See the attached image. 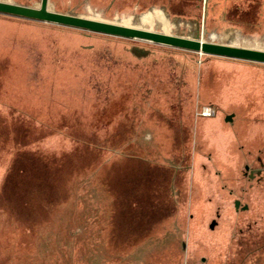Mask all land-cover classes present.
<instances>
[{"label": "rangeland", "instance_id": "rangeland-1", "mask_svg": "<svg viewBox=\"0 0 264 264\" xmlns=\"http://www.w3.org/2000/svg\"><path fill=\"white\" fill-rule=\"evenodd\" d=\"M186 1L49 8L264 50V0ZM0 264H264V64L0 15Z\"/></svg>", "mask_w": 264, "mask_h": 264}, {"label": "water", "instance_id": "water-1", "mask_svg": "<svg viewBox=\"0 0 264 264\" xmlns=\"http://www.w3.org/2000/svg\"><path fill=\"white\" fill-rule=\"evenodd\" d=\"M49 4L50 0H41L38 7L0 1V15L62 26L91 34L94 33L128 40L143 41L154 45L172 47L211 57L264 64V50L208 42L204 41L200 35L193 38H186L164 32H156L118 23L61 13L51 10ZM129 52L137 59H145L152 54L150 48L140 45H132ZM231 120L232 116H228L227 121ZM246 169L249 170V167H246ZM262 172V170L252 171V178L255 177V175H261ZM240 204L241 202L239 200L235 201L237 210ZM248 208V206H244L242 210H247ZM213 227L214 224L211 228Z\"/></svg>", "mask_w": 264, "mask_h": 264}, {"label": "built area", "instance_id": "built-area-1", "mask_svg": "<svg viewBox=\"0 0 264 264\" xmlns=\"http://www.w3.org/2000/svg\"><path fill=\"white\" fill-rule=\"evenodd\" d=\"M215 114L214 109L210 108V107H203L200 110V115L203 117H212Z\"/></svg>", "mask_w": 264, "mask_h": 264}, {"label": "crops", "instance_id": "crops-1", "mask_svg": "<svg viewBox=\"0 0 264 264\" xmlns=\"http://www.w3.org/2000/svg\"><path fill=\"white\" fill-rule=\"evenodd\" d=\"M186 1V0H185ZM219 4L222 6L223 2L222 0H219ZM185 5H189V3H187V1L185 2Z\"/></svg>", "mask_w": 264, "mask_h": 264}, {"label": "flooded vegetation", "instance_id": "flooded-vegetation-1", "mask_svg": "<svg viewBox=\"0 0 264 264\" xmlns=\"http://www.w3.org/2000/svg\"><path fill=\"white\" fill-rule=\"evenodd\" d=\"M123 25H125V24H123ZM125 26H128V25H125Z\"/></svg>", "mask_w": 264, "mask_h": 264}, {"label": "bare ground", "instance_id": "bare-ground-1", "mask_svg": "<svg viewBox=\"0 0 264 264\" xmlns=\"http://www.w3.org/2000/svg\"><path fill=\"white\" fill-rule=\"evenodd\" d=\"M123 25V24H122ZM130 27H132V26H130Z\"/></svg>", "mask_w": 264, "mask_h": 264}]
</instances>
